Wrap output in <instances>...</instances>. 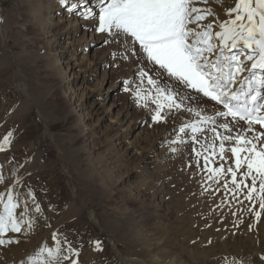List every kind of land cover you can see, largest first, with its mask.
<instances>
[{
	"label": "rangeland",
	"instance_id": "374dc122",
	"mask_svg": "<svg viewBox=\"0 0 264 264\" xmlns=\"http://www.w3.org/2000/svg\"><path fill=\"white\" fill-rule=\"evenodd\" d=\"M48 3L46 8L56 19L48 17L46 5H42L46 4L44 0H0V17L3 19L0 23V140L9 131L14 134L10 151L0 153V164L4 165L6 177L5 184L0 185V193L19 177L35 192L47 218L40 217L33 231L22 238L20 244L0 247L3 257L0 264H21V261L28 264L30 255L45 243H52L54 232L67 234L74 240L78 237L83 242L79 264H222L225 256L243 258L246 264L247 258L252 257L258 264V254H264V213L256 223L254 214L248 210L250 202L243 194L238 200H232L220 185L212 183L209 187L205 183L207 174L197 168L192 151L193 147L199 149L204 144L203 139L196 145L167 144L168 139L177 135L171 130L181 125V117L187 123L196 119L194 116L177 113L174 117L169 116L166 123L155 124L149 111L138 107L124 89L122 95L119 88V101L129 105L134 114L147 119L144 127L128 135L129 143L133 141L146 147L158 140L154 150L156 155L151 158L157 160L148 165L140 164L139 158L126 160L106 136L98 135L95 142L90 143L78 134L84 127L88 128L90 122L83 117L82 111H78L79 107L75 118L81 119V124L75 126L73 114L67 115L72 105L70 100L75 92L78 93L76 105L87 101L78 86L75 89L69 87L72 74L66 73L64 58L72 49L74 60L69 62V68L80 62L84 52L79 49V56H76L73 49L78 46L82 34L68 36L63 32L61 35L60 28L69 14L73 18L75 12L61 6L59 0ZM30 17L35 18L36 27L43 26L40 29L44 32L40 35L36 33L38 28L30 24ZM57 17L62 18L56 28L50 23L56 22ZM77 18L82 19L79 15ZM56 32L60 34L58 40ZM58 41L63 42V48L68 46L63 56L59 54ZM110 45L100 47L96 53L117 47ZM94 50L88 51L90 61L95 58ZM118 64V69L123 67V72L136 67V63L123 60H118ZM101 73L97 72L89 81L91 92L102 83ZM108 86H104V92ZM142 87L150 86L145 82ZM198 102L195 97L191 102L197 110ZM111 105L112 101L107 103V107ZM114 113L112 122L118 111ZM207 114H213V111ZM93 123L95 127L96 121ZM99 129L102 130L100 126ZM166 131L165 138L159 141L157 136ZM206 136L211 143L212 133L208 132ZM225 143L230 147V142ZM170 147L178 150L173 153ZM230 156L226 151L225 157ZM9 157L14 158L10 163ZM211 159L214 163L210 166L213 167L220 164L234 166V158L221 160L217 155ZM203 164L200 159L201 168ZM228 179L230 181V175ZM26 190L18 189L20 192ZM166 191L174 197L171 206L175 216L169 217L165 213L159 216L158 212H153V197H161L157 200L161 205V199L167 198ZM97 240L102 243L103 251H95L94 245L89 243Z\"/></svg>",
	"mask_w": 264,
	"mask_h": 264
},
{
	"label": "snow or ice",
	"instance_id": "6c2138e0",
	"mask_svg": "<svg viewBox=\"0 0 264 264\" xmlns=\"http://www.w3.org/2000/svg\"><path fill=\"white\" fill-rule=\"evenodd\" d=\"M211 2L223 7L225 0ZM59 4L70 12L81 8L82 19L98 21L92 30L105 34V45L117 46L110 54L113 60L136 63L134 78L122 82V87L138 107L149 111L153 123H166L177 113L196 118L174 128L177 135L167 144L196 145L203 139L204 144L192 151L197 168L207 174L205 183L220 185L232 200L243 194L259 223L264 213V0H238L225 9L228 19L218 25L209 19H218L210 0H97L98 14L88 0H59ZM145 82L149 88L142 87ZM189 90L214 102L212 115L206 108L192 107ZM13 140L12 131L4 135L0 153L10 151ZM226 151L230 157H225ZM217 155L221 160L234 158V166H210L211 157ZM13 159L9 157L8 162ZM3 168L0 164V185L6 182ZM40 217L47 219L35 192L16 177L0 193V247L20 244ZM51 240L28 257V264H79L83 242L78 237L74 240L54 232ZM89 243L95 251H103L100 241ZM222 264L246 262L225 256ZM247 264L257 261L248 257ZM258 264H264V254H258Z\"/></svg>",
	"mask_w": 264,
	"mask_h": 264
},
{
	"label": "bare ground",
	"instance_id": "6f19581e",
	"mask_svg": "<svg viewBox=\"0 0 264 264\" xmlns=\"http://www.w3.org/2000/svg\"><path fill=\"white\" fill-rule=\"evenodd\" d=\"M44 1L46 4H42V5H44V6L46 5L45 8L46 7L48 8V6H47L49 4L48 2H51L52 0H44ZM70 2H71V0H70ZM237 2H238V0H225L223 7H221L218 4L212 3L210 0V6L217 13L218 19H214L212 17H210L209 19H213L214 23L217 25L220 21L228 19V16L226 15V12H225V9L234 7ZM96 3H97V0H88V6L92 7L93 10L96 11L98 14L99 9L96 7ZM47 8H46V10L48 11V17H49L50 16V10H48ZM80 11H82L81 8H77L75 11H71V12H75L74 13L75 15L73 16V18L69 13H66V14H69V16H68L69 18L68 19L65 18L66 19L64 22L65 25L62 24L63 26H62V28H60V32H61V35L64 32L68 36L69 35L70 36L71 35L80 36L82 34V37L80 36V38L78 39L79 40L78 46L75 49H73V50H76V53H75L76 56H79L78 55L79 49L84 52V55L82 56L80 62L78 64H76L77 62H75V64L72 65L71 68H69V62L74 60L73 59L74 56L71 54V51H72V49H71L70 55L68 52L69 56L64 58V60L66 59L64 64L66 66L65 67L66 73L71 72V74H72V79H69V80L67 79L69 87L70 88L74 87V89H75L78 86V89L83 90V93H85V97H86L85 99H86L87 103L82 102L81 104L78 103L76 105L78 93L74 92V95L72 96V100H70V101H72V103H71L72 105L70 106V109H69V112L67 113V115L69 117L70 114H73L74 119H72V122L75 124L76 127H78L79 123L81 124V121H80L81 119L77 120V118H75V117L77 115L76 114V112H77L76 108L80 107L78 111H82L83 117H86L88 122H90V124L88 125V128L86 126V127H84V130L81 131V133L80 132L78 133V134H81V137L84 139V141H88L90 143L91 142L93 143V141L95 142V140L98 138V135H101V137L103 136L104 138L106 136V139H108V138L111 139V142H113L114 146L117 147V151H120L123 155H125L126 160L133 161L135 158H137V159L139 158L140 164H146V165L154 164L157 159L154 160L155 161L154 162L151 160V158H152V156L156 155L154 150L156 149L155 147H156V144L158 143L157 139H156L157 141H155V142L152 141L149 145L147 144L148 146H146V147H141L140 145H137L133 141L129 143V140L127 139L128 135L131 134V132H135V131L139 130L140 127L145 126V121H147L146 117H142L141 115L134 114L135 111L133 112L132 108L129 105H127V104L123 105V103L121 101H119V98L117 96V91L119 90V88H121V91H120L121 94H122V92H124L123 87H122V82L134 78V75L136 72V67L135 66L132 67L128 72L125 71V68H124V71L127 73H125V72H123V70H121V69H123V67H121V66H120V70H119L118 69L119 66L118 67L116 66L118 64V60H113L111 58V55H110L113 52L114 48L113 49L109 48L106 51L102 52L101 54L99 52L96 53V51L98 49H100V47L101 48L103 46L106 47L104 44V41H105L104 33H97V32L92 30L97 25L98 21H90V20H84V19L79 20L77 18V16L79 15ZM64 14H65V12H64ZM75 16L77 19L75 18ZM55 17L56 16L53 17V15L50 16V18H52V19H56ZM61 18L57 17L56 22H55V20L51 19L52 21L50 24L56 28L59 27V25L61 24V22H60ZM62 23H63V21H62ZM30 24H32V26H35V24H36L35 18L33 19L30 17ZM42 27H40V28H42ZM35 28H38V27L35 26ZM40 28H38L37 32L35 31L37 33V35H40V32H44ZM214 30L218 31L219 28L215 27ZM89 34H90V37L87 38V36ZM56 35L57 36L55 38L58 40L59 39L58 37L60 36V34H58V32H56ZM55 42H57V41H55ZM75 43L76 42L74 41V44ZM48 44L50 45V43H48ZM83 44H85V45H83ZM59 45H60L59 48L61 49L59 54L63 56V54L66 53V49L68 46L63 48L64 45H63V42H61V41L60 42L58 41V46ZM70 46H71V43H70ZM110 46H112V45H110ZM72 47H74V46H72ZM82 47L84 49H82ZM69 48H71V47H69ZM94 49H96V50H94ZM89 50H94V52H95V58L93 59V61L89 60V54H88ZM73 53H74V51H73ZM62 56H61V58H62ZM70 58L72 60H69ZM83 63H84V66H80V65H83ZM134 64H135V62H134ZM101 71H102V73H101V77H102L101 82L102 83L100 84L98 89L96 88L95 90H93L91 92V89L89 88L88 83H89V81H91V78L93 79L95 77V74L97 72L99 73ZM106 85H109V86H108L107 91L104 92V90H105L104 86H106ZM105 93H106V95H105ZM124 94H125V92H124ZM189 94H191L190 91H189ZM191 95L193 96V98L194 97L198 98V94H196V95L191 94ZM198 99H199L198 103L200 104V106L203 108H206L208 110L207 112L213 111V104H214L213 102H211V101L209 102V99L203 98V97H199ZM110 101H112V105L110 107H107V103ZM73 104H74V107H73ZM216 107H219V106H216ZM86 109H88V111ZM115 111H118V113H117L116 118H115L116 120L114 122H112V120H114L113 117H114ZM179 115H180V113H179ZM210 115H212V114H210ZM79 117L81 118V115ZM109 120L111 122H110V124H107V121H109ZM95 121H96V124H95V127H93V124H94L93 122H95ZM182 121H183V118L181 117V122ZM126 125H127V127H126ZM99 126L102 128V130L99 129ZM124 127H126V128H124ZM174 128H176V127H173L172 129H174ZM256 129L260 130L258 125L256 126ZM171 131H173V130H171ZM140 132H142V130ZM166 133H168V131L164 132L162 135H158V136L156 135L157 137H160L159 141L161 139L165 138ZM106 146H108V145H106ZM169 193H170V191L165 192V194H167V198L164 197L165 199H163V200L161 199L162 204L159 202L161 205H159L157 203V200H159V198H161V197H159V196L153 197V207L155 209V210H153V212L155 214H156V212H158L157 215L163 216L165 213L169 217L176 215V212L174 211L175 209H173V207L171 206V204L173 203L174 197L172 196V193H170L171 195ZM16 250H18V248ZM0 253H1V251H0ZM16 253H18V252H16Z\"/></svg>",
	"mask_w": 264,
	"mask_h": 264
}]
</instances>
